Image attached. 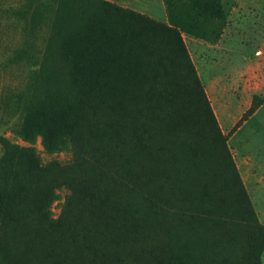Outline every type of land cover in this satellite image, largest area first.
<instances>
[{
  "label": "trees",
  "instance_id": "16d2710c",
  "mask_svg": "<svg viewBox=\"0 0 264 264\" xmlns=\"http://www.w3.org/2000/svg\"><path fill=\"white\" fill-rule=\"evenodd\" d=\"M162 3L165 20L111 0L5 11L22 77L0 96V264H262L264 224L185 42L220 41L228 13Z\"/></svg>",
  "mask_w": 264,
  "mask_h": 264
},
{
  "label": "rangeland",
  "instance_id": "374dc122",
  "mask_svg": "<svg viewBox=\"0 0 264 264\" xmlns=\"http://www.w3.org/2000/svg\"><path fill=\"white\" fill-rule=\"evenodd\" d=\"M18 1L0 0V96L22 77L20 70L6 61L10 43L18 37V28L5 11L9 6H16ZM117 1L156 19H166L161 0ZM223 3L228 13V24L220 41L209 44L185 36V42L223 131L229 138L252 97L259 95L264 102V0H223ZM6 135L12 137L10 132ZM17 142L23 144L21 140ZM228 143L235 153L234 143L231 140ZM36 146L44 161L53 158L68 161L70 158L68 153L50 155L39 143ZM58 207L57 202L53 204L54 213L58 212Z\"/></svg>",
  "mask_w": 264,
  "mask_h": 264
},
{
  "label": "crops",
  "instance_id": "0c3cea01",
  "mask_svg": "<svg viewBox=\"0 0 264 264\" xmlns=\"http://www.w3.org/2000/svg\"><path fill=\"white\" fill-rule=\"evenodd\" d=\"M111 1L119 3L117 0ZM241 118L228 139L235 145L234 159L258 219L264 224V102L251 115Z\"/></svg>",
  "mask_w": 264,
  "mask_h": 264
}]
</instances>
